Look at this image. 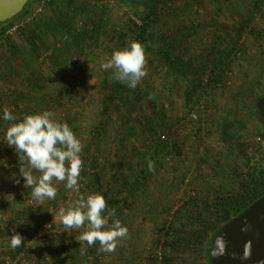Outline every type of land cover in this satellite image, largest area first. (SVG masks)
<instances>
[{"label": "rangeland", "instance_id": "rangeland-1", "mask_svg": "<svg viewBox=\"0 0 264 264\" xmlns=\"http://www.w3.org/2000/svg\"><path fill=\"white\" fill-rule=\"evenodd\" d=\"M157 1L145 51L147 75L130 88L128 101L120 108L114 102L106 105L112 73L100 67L114 49L135 40L130 31L134 15L118 0H47L20 30L0 42V264L17 249L10 247L9 237L21 228L26 264H202L195 228L214 219L216 211L209 205L240 192L246 173L264 168V134L245 111L248 98H241L251 88L255 93L264 90V0ZM38 5L40 0H31L25 15ZM164 37L172 54L194 59L198 69L187 77H194L195 84L167 66L160 53ZM226 52L223 79L219 87H212L206 81L208 70ZM29 71L44 74L33 80L40 85L31 92L20 74ZM187 84L192 87L188 104ZM39 96L41 107L34 112L51 111L82 144L81 193L97 192L87 186L94 181L113 183L115 171L125 170L114 168L124 166L119 164L124 160L132 164L128 173L132 182L143 168L141 156H154L155 168L145 186L118 194L115 218L127 227L128 235L113 252L98 251V243L80 245L75 237L82 229L63 228L58 210L76 199L64 182L53 181L56 198L42 203L34 201L32 189L24 186L19 154L3 141L13 123L3 120V109L21 119L33 113L22 108L32 106ZM236 115L249 160L230 155L219 137L217 123ZM161 135L170 140L169 148L160 145ZM195 194L198 204L174 223L182 239L167 249L164 261L159 260L162 223ZM27 221L36 227H25ZM193 221L195 226H189Z\"/></svg>", "mask_w": 264, "mask_h": 264}, {"label": "clouds", "instance_id": "clouds-1", "mask_svg": "<svg viewBox=\"0 0 264 264\" xmlns=\"http://www.w3.org/2000/svg\"><path fill=\"white\" fill-rule=\"evenodd\" d=\"M146 65L144 45L130 40L128 46L114 49L100 67L104 71L110 70L112 79L134 89L147 75ZM53 116L51 111H43L24 114L18 119L5 107L3 120L13 123L7 127L3 141L19 154V173L25 188L32 189L31 198L38 203L54 200L57 188L53 181L64 182L65 187L75 193L76 199L58 210L63 228L82 229L75 237L80 245L86 243L91 247L98 243V251L113 252L119 241L128 235V229L115 218V209L108 207L101 193H81L82 144L66 122L55 120ZM148 168L154 171L153 161H148ZM34 171L40 175H33ZM15 179L16 183L20 182L18 177ZM9 238L12 249L20 247L24 241L15 232Z\"/></svg>", "mask_w": 264, "mask_h": 264}, {"label": "trees", "instance_id": "trees-1", "mask_svg": "<svg viewBox=\"0 0 264 264\" xmlns=\"http://www.w3.org/2000/svg\"><path fill=\"white\" fill-rule=\"evenodd\" d=\"M31 0H29L25 6L23 7L22 11L16 15L11 20L5 21L0 24V32H4L7 28H9L14 22L15 19H18L19 17L25 15L27 13V6ZM121 4L128 7L133 15L140 21V24H137L135 22L132 23V27L130 31L133 34V39L140 42L144 45L145 51L148 48V36L149 31L153 28V22L156 20L157 10H158V1L157 0H118ZM58 12L60 9H57ZM101 22V21H100ZM95 27L98 25L97 22H94ZM94 31V30H92ZM165 40V47L160 48V53L163 56V59L166 61L167 66H170L175 69V71L182 76V78L186 81L193 82V84L196 83V79L194 77H187V74L193 75L197 71V66H195V62L193 58L183 59L181 56L174 55L170 52L169 48V40L164 37ZM234 47V46H233ZM163 49V50H162ZM227 53V52H226ZM222 53L217 57V59H214L212 61V64L208 70L207 73V84L211 85L212 87H219L221 84V81L223 79V73L226 68V63L228 61L229 53ZM53 54H57V50H53ZM161 56V55H160ZM108 77V76H107ZM109 79L111 81H109ZM107 85L111 88L108 90V92L105 94L104 99L106 100V105L108 103H115L114 105L116 108H120V104L123 102L128 101L129 94L132 92V89H130L128 86H126L123 83H120L119 81H116L112 79V74L107 78ZM191 94H192V87H190V84H187L185 89V97H186V103H190L191 101ZM262 95H264V90L259 91L258 93H255L254 90L251 88L248 92H245L243 95H241V98L244 99L248 98V102L245 107V111L248 115V117H252L258 121V118L255 113V102L258 98H260ZM148 122L150 124V118H147ZM220 123H217V128L219 132V137L221 141L224 144L225 149L227 152L234 156V157H243L246 160H249L248 156V144L244 143L242 140V134L239 132V125L240 121L238 119V116L236 115L232 120H229V118H223ZM259 122V121H258ZM151 125V124H150ZM262 128L261 130L264 134V128L259 124ZM151 129V128H150ZM153 130V129H151ZM164 130L163 127H161L160 133ZM164 134V133H163ZM162 137V138H161ZM263 137V136H261ZM158 141L161 142L160 145L165 146L166 148H169L170 140L167 138L165 139L164 135L158 136ZM165 139V140H164ZM247 144V145H246ZM161 147V146H160ZM164 153V151H163ZM162 153V154H163ZM143 159V168L139 175L134 179L132 182L129 181V174L130 169H132V164L128 160H124L122 163L119 162L120 165L124 166H114V169H125L121 170L118 173L115 171V175L113 177L114 182L111 183L109 180H107L104 185L102 182L94 181L91 184H87L89 188L93 187L98 193H101L104 198L107 201L108 207L110 209H115L117 204L119 203L118 200V194L120 192H131V191H140L142 187L145 186V182L150 177V171L148 168V161H153L154 156L152 154H149L148 156L144 155L141 156ZM91 167H94V162H91ZM85 173H83L84 175ZM98 178V174L95 175ZM82 178V176H81ZM82 180V179H81ZM117 182H119L117 184ZM114 184L116 186H114ZM242 189L240 192H237L236 194L228 197L225 196L223 198H218L213 204L209 205L210 207H213L216 211L215 217L212 220H209L205 223H201L198 227L195 228V236L196 239L199 237V241L201 242L202 246V264H210L209 262V251L211 247L212 240L216 233L221 229V227L227 223L231 218L242 212L247 206H249L251 203H253L255 200H257L259 197H261L264 194V168H262L259 172L258 171H250L246 173L245 181L243 184H241ZM118 187V188H117ZM199 202V198L197 194L194 196H190L188 200H185L174 212L171 216V220H164L162 223V226L160 228V231L162 232L161 238H160V246L162 249V253L160 254V258L162 261L166 258V252L167 249H170L177 240H181L182 238L178 236L179 230L175 228V220L178 218L179 215L189 214L191 207L196 206ZM215 204V207L213 206ZM33 213V212H32ZM188 216L190 219L198 220L200 217H191ZM181 217V216H180ZM32 228L36 227V223L29 222L25 224V227L28 225ZM189 226L192 224L195 226V223H189ZM25 229L21 228V231H16V233H19L24 238V232ZM62 237V236H61ZM25 246H26V239L24 238V241L20 247H18L14 252L11 253L10 256H14L19 252H25ZM63 247L66 248V245L63 244ZM97 259V258H96Z\"/></svg>", "mask_w": 264, "mask_h": 264}, {"label": "water", "instance_id": "water-1", "mask_svg": "<svg viewBox=\"0 0 264 264\" xmlns=\"http://www.w3.org/2000/svg\"><path fill=\"white\" fill-rule=\"evenodd\" d=\"M28 1L0 0V24L18 15ZM255 113L264 128V95L256 100ZM209 262L264 264V194L216 233L209 251Z\"/></svg>", "mask_w": 264, "mask_h": 264}, {"label": "built area", "instance_id": "built-area-1", "mask_svg": "<svg viewBox=\"0 0 264 264\" xmlns=\"http://www.w3.org/2000/svg\"><path fill=\"white\" fill-rule=\"evenodd\" d=\"M47 0H40V5H38L34 11L32 13H28V15H25L23 18H21L20 20L14 22L9 28H7L4 32H0V42H2L3 40L7 39V37L14 31H18L20 30L26 23L27 21H29L32 17H34L37 13H39L41 11V7L42 5L46 2ZM133 19L132 20L133 22L137 23V24H140V21L135 17L133 16ZM192 112V111H191ZM191 117L193 119L196 118V114H191ZM264 137V136H263ZM261 139V138H260ZM85 170V167L83 165V168L81 170V173L82 171ZM81 173H80V178H79V182L80 184L83 186V182L81 180ZM48 225V228L51 227L50 224H46ZM45 225V226H46ZM158 259L161 260L160 258V254L158 255ZM2 264H26V257H25V254L24 252H19L17 253L16 255L14 256H9V257H6L3 261Z\"/></svg>", "mask_w": 264, "mask_h": 264}, {"label": "crops", "instance_id": "crops-1", "mask_svg": "<svg viewBox=\"0 0 264 264\" xmlns=\"http://www.w3.org/2000/svg\"><path fill=\"white\" fill-rule=\"evenodd\" d=\"M10 63H13L11 60H10ZM14 65L16 66L15 68L18 69L17 65L14 63ZM21 74V79L24 80L25 82V85H28L29 87V91L31 92V90L34 91V88L35 86H39V82L40 81H33V80H38V79H42V72L40 71H37V72H26V73H20ZM19 74V75H20ZM47 73H45L46 75ZM37 78V79H36ZM43 100V97L40 98V96L37 98V101L32 105V106H25L24 108H22V110H26V111H32L33 113H35L34 111L37 110V112L40 110V107H41V101ZM23 117V116H22ZM22 119V118H21ZM10 124V123H9Z\"/></svg>", "mask_w": 264, "mask_h": 264}]
</instances>
